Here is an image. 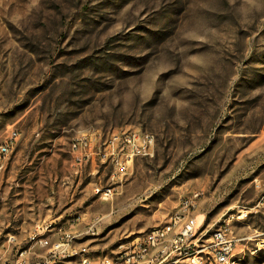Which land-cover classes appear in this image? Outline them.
Listing matches in <instances>:
<instances>
[{"label":"rangeland","instance_id":"rangeland-1","mask_svg":"<svg viewBox=\"0 0 264 264\" xmlns=\"http://www.w3.org/2000/svg\"><path fill=\"white\" fill-rule=\"evenodd\" d=\"M130 130L151 133L153 148L123 175L96 157L71 164L75 136ZM5 140L7 264L49 220L90 227L74 245L111 256L192 191L204 224L250 209L229 223L242 238L230 264H264V0H0Z\"/></svg>","mask_w":264,"mask_h":264},{"label":"built area","instance_id":"built-area-1","mask_svg":"<svg viewBox=\"0 0 264 264\" xmlns=\"http://www.w3.org/2000/svg\"><path fill=\"white\" fill-rule=\"evenodd\" d=\"M16 131L9 132L13 138ZM81 145L80 153H72V146ZM71 164L78 168L96 157L100 162H110L119 168L123 175L135 156H145L153 148L151 133L126 131L110 133L98 137L93 133L78 135L69 144ZM8 151L7 141L0 144V154ZM94 193L101 200H108L113 194L110 186H95ZM200 191H192L182 196L175 210L167 219L143 235L136 237L128 245L120 247L111 256L91 258L87 246H75L74 240L79 236L70 228L63 229L53 221L37 223L28 237V246L18 249L12 264H49L59 259L72 261L74 264H134L135 259L146 260V264L164 262L180 264H222L224 251H236L231 247V240H240L233 230H226V221L221 217L212 223L202 222V217L187 218L188 210H196ZM264 204V193L257 199L254 208ZM250 209H237L229 212V218L238 217V221L246 217ZM93 231L86 228L85 233ZM12 237H9V240ZM34 247L45 249V253L35 261H30L29 253ZM5 254L0 253V264H7Z\"/></svg>","mask_w":264,"mask_h":264},{"label":"bare ground","instance_id":"bare-ground-1","mask_svg":"<svg viewBox=\"0 0 264 264\" xmlns=\"http://www.w3.org/2000/svg\"><path fill=\"white\" fill-rule=\"evenodd\" d=\"M81 152V145H74L72 146V153H80ZM195 210H188L187 211V218H197L194 215ZM238 218V217H236ZM234 217L229 218V214L226 216L221 217V221H226V230H231L230 228V221H232ZM239 243V240H231V247H236ZM234 254L235 251H224V257L222 258V264H230L234 261ZM56 262V261H54ZM54 262H50L54 263ZM134 264H146V260L143 259H135ZM161 264H171V262H164ZM173 264H180V263H173Z\"/></svg>","mask_w":264,"mask_h":264},{"label":"crops","instance_id":"crops-1","mask_svg":"<svg viewBox=\"0 0 264 264\" xmlns=\"http://www.w3.org/2000/svg\"><path fill=\"white\" fill-rule=\"evenodd\" d=\"M93 160V159H92ZM198 216V215H197ZM50 221V220H49ZM54 222V221H53ZM55 223V222H54ZM37 224V223H36ZM57 226H60V227H62L63 229H67V228H69V227H63V225H60V224H56ZM79 225H81L80 223L77 225V226H74L73 225V227H71V230H72V232H74V233H78L79 234V236H81V235H83V234H85V228H84V226L82 225V227L80 228V227H78Z\"/></svg>","mask_w":264,"mask_h":264}]
</instances>
